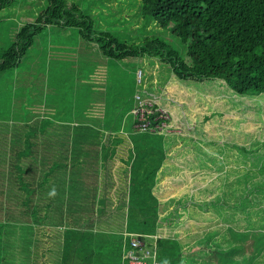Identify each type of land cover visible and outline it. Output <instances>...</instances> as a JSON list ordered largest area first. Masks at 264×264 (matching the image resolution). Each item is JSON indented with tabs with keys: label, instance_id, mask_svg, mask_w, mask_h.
Returning <instances> with one entry per match:
<instances>
[{
	"label": "trees",
	"instance_id": "16d2710c",
	"mask_svg": "<svg viewBox=\"0 0 264 264\" xmlns=\"http://www.w3.org/2000/svg\"><path fill=\"white\" fill-rule=\"evenodd\" d=\"M23 1L0 0V38L3 14ZM92 9L47 0L0 42V94L51 28L93 44L103 62L150 58L166 81L144 89L138 70L129 112L116 102L109 120L4 123L0 264H127L124 233L155 247L157 264H264V0H138L134 23H122L141 29L134 43L97 26ZM145 100L149 126L183 133L137 128L131 112Z\"/></svg>",
	"mask_w": 264,
	"mask_h": 264
},
{
	"label": "rangeland",
	"instance_id": "374dc122",
	"mask_svg": "<svg viewBox=\"0 0 264 264\" xmlns=\"http://www.w3.org/2000/svg\"><path fill=\"white\" fill-rule=\"evenodd\" d=\"M68 1H76L83 10L94 4L95 10L92 9L90 12L93 17L95 16L94 22L97 26L107 29L121 41L137 42L132 34L139 33L141 29L138 27L132 30L124 27L122 23L126 24L128 21L134 23L132 20L136 16L135 9L138 0H127L125 4L111 0L107 3L108 5L98 0ZM46 6L47 0H25L21 5L16 6L15 13L14 9H8L3 14V24L8 29L1 34V46L7 47L13 38L15 29L27 21H34ZM121 17H125L124 20H121ZM147 28L151 29L150 24ZM148 36L150 33H147ZM51 40L52 47L50 48ZM35 47L36 51L19 68H16L14 75L4 78L2 88L4 91L0 94V129L2 131H4V123L10 125L22 119L23 122H27L28 119L42 120L48 118L46 115L49 114L56 117L61 113L74 112V116L77 117L80 112L93 114L96 111L95 116H98V119L100 116L97 112L103 119L109 120L116 102L124 103L123 113L129 112L131 106L129 97L134 95L135 89L138 90V87L134 85L136 73L137 80L140 78L138 70L142 72L143 77H147L144 89L151 88L153 79L159 82L160 77L166 81V76L160 72V65H155V68L151 66L155 64L154 60L145 58L138 61L114 62L105 59L103 62V56L99 54L97 48L93 44L86 43L74 32L70 33L66 30L56 32L54 28H51V32H46ZM163 68L167 70L166 67ZM111 71L112 74L109 73ZM119 77L124 86L123 90L120 89V93L117 88ZM153 86L155 87L156 84ZM124 97L128 98V103H125ZM144 104L149 106L150 101L141 102L140 107L134 108L131 112L134 117L138 118V121H141L135 125L137 128L148 129L151 132L159 129L165 134L183 133L176 122V126L172 124L149 126L145 114L151 110L142 108ZM176 105L177 103L174 104ZM197 113L200 117L201 111ZM164 115L166 118L169 117L167 113ZM197 120L198 118L195 119ZM157 235L163 236V234Z\"/></svg>",
	"mask_w": 264,
	"mask_h": 264
},
{
	"label": "built area",
	"instance_id": "2783aa9c",
	"mask_svg": "<svg viewBox=\"0 0 264 264\" xmlns=\"http://www.w3.org/2000/svg\"><path fill=\"white\" fill-rule=\"evenodd\" d=\"M138 98V96H136ZM128 237L132 251L126 255L127 264H157L156 248L149 250L142 241V235L137 233H124ZM155 238V237H153Z\"/></svg>",
	"mask_w": 264,
	"mask_h": 264
},
{
	"label": "clouds",
	"instance_id": "9594fccd",
	"mask_svg": "<svg viewBox=\"0 0 264 264\" xmlns=\"http://www.w3.org/2000/svg\"><path fill=\"white\" fill-rule=\"evenodd\" d=\"M56 195V189L55 187H53L49 192H48V196L49 197H53Z\"/></svg>",
	"mask_w": 264,
	"mask_h": 264
}]
</instances>
